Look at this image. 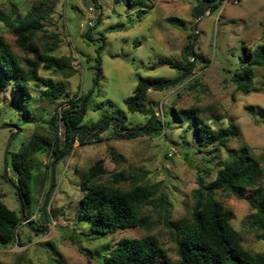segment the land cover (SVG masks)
<instances>
[{
  "label": "rangeland",
  "instance_id": "rangeland-1",
  "mask_svg": "<svg viewBox=\"0 0 264 264\" xmlns=\"http://www.w3.org/2000/svg\"><path fill=\"white\" fill-rule=\"evenodd\" d=\"M198 1L0 0V35L17 57L30 59L16 45L8 25L31 11L46 13L45 41L51 42L56 35L60 40L57 55L70 58L73 67L77 61V67H74L77 74L66 85L68 97L81 96L83 99L88 94L81 128L89 132L108 117L118 125L119 120L122 121L128 130L145 128L150 116L129 113L124 100L134 94L139 78L169 81L178 75L170 66L158 63L182 61V51L192 41L188 35L193 34V10ZM139 11L146 13L137 22ZM198 33L193 48L196 63L191 72L194 73L192 78L197 79L200 85L198 92L187 90L190 81L187 80L181 86L150 89L145 94L144 102L150 105L156 120L161 122V136L139 134L133 139H115L111 135L114 126L108 123L103 130L95 127V139H85L84 145H79L75 137L70 153L55 168L56 187L46 208L49 219L46 227L41 224L39 209L49 183L42 189L37 188L32 201L34 211L28 214L29 221L34 222L38 232L30 233L22 224L18 231V244L0 248V264H100L96 255L108 252L120 239L145 236L144 231L126 229L95 239L85 236L89 223L76 222L83 174L98 160L103 161L108 174L122 172L127 178L132 174L145 175L147 184L157 185L171 204V221L177 224L189 220L193 205L191 192L197 188V171L193 165L205 168L201 160L205 156L189 154L191 132H185V124L174 123L172 110L196 106L201 109L203 118H219V126L236 125L239 136L222 149L216 159L223 160L246 148L260 164L264 191V67L255 71L252 92L248 95L237 92L223 70L225 60L229 59L228 53L241 44L250 49L255 45L264 46V0H224L216 10L205 13L198 24ZM41 75L48 77L49 74L42 71ZM55 79L61 80L60 77ZM30 88L35 90L33 86ZM10 101L8 89L0 92V127L18 123L17 116L1 117L2 112L9 108ZM37 106L35 101L30 108ZM48 110L51 115L54 107L50 106ZM48 119L44 116L43 121ZM45 122L41 124L45 125ZM208 123L214 128V122ZM21 129L11 142V151L26 142L33 126L23 125ZM62 129L60 143L65 137L64 126ZM11 135L10 130H0V198L9 209L17 211L16 195L6 179L1 178L3 153ZM188 154L194 163L186 161L185 155ZM39 160L44 171L48 159L40 156ZM7 176L10 180L16 179L8 168ZM102 179H108V175ZM210 181L211 177L206 179L207 183ZM247 195L250 196L249 193ZM215 199L240 235L243 248L252 254H264V243L256 240V232L249 225L248 218L252 212L248 204L224 192L216 193ZM143 211L153 218L155 225L150 233L159 239L166 258L176 260L174 245L164 224L157 222L153 207H145ZM28 212L29 208L26 209ZM68 235L78 237L83 252L73 246ZM155 264H161V261Z\"/></svg>",
  "mask_w": 264,
  "mask_h": 264
},
{
  "label": "trees",
  "instance_id": "trees-1",
  "mask_svg": "<svg viewBox=\"0 0 264 264\" xmlns=\"http://www.w3.org/2000/svg\"><path fill=\"white\" fill-rule=\"evenodd\" d=\"M205 1L213 0H199L198 5ZM221 2L208 10H216ZM145 13L146 11L137 13V22L143 19ZM45 18L46 13L31 11L8 25L16 45L30 59L17 57L0 35V92L4 93L8 89L11 98L9 108L2 112L1 117H19L18 123L4 126L14 125L19 130H22L23 125L33 126L26 142L15 151H11L10 145L7 154V168L16 178L11 182L19 189L27 220H30L28 214L34 211L33 194L37 188L42 189L46 183H50L51 165L65 153L71 136L70 130L81 128L86 114L84 102L88 96L87 94L83 99L81 96L74 99L68 97L67 82L77 71L71 65L70 58L57 55L60 40L56 35L51 42L45 41ZM191 38L192 34H189L188 39ZM184 51L182 61H159L158 64H166L176 70L177 78L190 64ZM228 56L223 70L229 81L237 92L250 94L255 71L264 67V46L255 45L250 49L241 44L235 51L229 52ZM42 71L47 72L48 77L42 76ZM97 72L100 73L99 68ZM193 76L194 73H191L179 85L190 80L187 90L197 93L200 85ZM56 77L61 80H56ZM166 81L168 80L139 78L134 94L124 100L129 113H142L136 101L144 83L159 84ZM30 86L35 90L32 91ZM35 101L38 106L30 108ZM50 106L54 107L51 115L48 110ZM172 112L174 123L185 124V132H191L189 154L205 156L201 158L205 168L193 165L197 171V188L191 192L193 205L190 218L174 224L167 197L159 191L157 185H148L145 175L132 174L127 178L122 172L108 174L103 161H96L83 174L80 184L82 196L78 201L76 222L89 223L85 236L98 239L126 229L145 232L142 238H122L108 252L96 255L100 258V264H155L157 261H161V264H264V254H252L243 248L240 235L231 226L229 216L215 199L216 193L224 192L239 201H245L252 212L248 218L249 225L256 232V240L264 243V191L261 187L260 164L246 148H241L238 153L228 155L223 160L216 159L217 154L239 136L238 127L232 123L225 127L219 126V118H203L201 109L196 106ZM44 116L49 117L48 121H43ZM108 119H102L101 124L95 127L99 126L97 129H101ZM208 121L214 122V128ZM41 122H45V125ZM60 122L64 126L63 143L59 142L57 135ZM157 123L161 124L159 119ZM144 127L157 128L152 126L151 118ZM118 130H128L120 120ZM161 131L152 137H160ZM10 133L13 131L10 130ZM111 135L115 139H133L138 136L119 134L115 127ZM76 141L79 145L86 144V140L80 137ZM189 154L185 155L186 161L194 163ZM40 156H46L49 162L44 166V171L41 170ZM104 175H108V179H102ZM209 177L211 181L207 183L206 179ZM1 178L5 179L3 175ZM13 194L16 195L14 191ZM148 206L153 207L157 222L164 224L167 229L168 237L174 245L176 260L166 258L159 239L150 233L155 224L153 218L143 211ZM28 208L30 212L26 213ZM39 213L43 225L41 209ZM30 223L37 230L33 226L34 222ZM21 226L19 209H9L0 198V248L18 244ZM67 238L73 246L78 247L79 252L84 251L79 247L78 237L68 235Z\"/></svg>",
  "mask_w": 264,
  "mask_h": 264
},
{
  "label": "water",
  "instance_id": "water-1",
  "mask_svg": "<svg viewBox=\"0 0 264 264\" xmlns=\"http://www.w3.org/2000/svg\"><path fill=\"white\" fill-rule=\"evenodd\" d=\"M217 1H219V0L202 2L199 5H197V7L193 10V18H194L195 23L192 27V29H193L192 41L186 47V49L184 51L185 56L187 57V59L190 62L187 70L185 72H183L177 78L166 81L164 83L152 84V83L147 82V83H144L142 86L141 92L139 94V97H138L136 103L137 104L139 103L138 108L140 109V111L142 113H146L150 116V118L152 119V126L153 127L157 126V128H149V129L148 128H139V129H131V130H126V131H121V130H118V122H116L115 120H112V119H110L109 121L107 120L103 124V126L106 127V125L108 123H111L116 128V131L119 134H125V135H139V134H141L144 136H148V135L157 134L161 131L162 125L157 123L156 116H155L154 112L152 111V109L150 108V105H148L144 102L145 94L150 89L162 90L165 88L176 86V85L180 84L181 82H183L190 75V73L192 72L194 65L196 63V58L194 56L193 48H194V45L196 43V40L198 39V34H199L198 33V24H199L200 20L203 18V16L205 15V13L208 11V8L213 6L214 4H216ZM103 126L101 128L102 130H103ZM4 129L13 130L14 132L12 133L11 137L7 141L5 149H4V153H3V177L6 179L7 183L12 187L13 191L16 193V199H17V203L19 206L22 224L26 225L32 233H37L38 231H36L32 227L30 221L27 220V218L25 217L24 209H23V202H22V199H21V196L19 193V189L11 182V180L7 176V154H8L11 142L14 139L15 134L18 132L19 129L14 125H6V126L0 127V130H4ZM70 131H71V136H70L68 147H67L65 153L61 157H59L56 161H54L53 164L51 165V168H50L49 188H48V191L45 195L43 204L41 206V214H42V217L44 219L45 227H46L48 220H49L48 216L46 214V208L48 207L50 197H51V194H52L53 188H54L56 165L69 154V152L72 148V145L74 144L75 137H80L82 140H85L87 138L90 140H93L96 137L94 130L87 132L86 130H84L82 128H76V129H71Z\"/></svg>",
  "mask_w": 264,
  "mask_h": 264
},
{
  "label": "built area",
  "instance_id": "built-area-1",
  "mask_svg": "<svg viewBox=\"0 0 264 264\" xmlns=\"http://www.w3.org/2000/svg\"><path fill=\"white\" fill-rule=\"evenodd\" d=\"M77 67V61L74 63V67ZM60 115V114H59ZM62 123L60 122L59 126H58V130H57V135H58V138L60 139L61 141V138H62V135H63V129H62Z\"/></svg>",
  "mask_w": 264,
  "mask_h": 264
},
{
  "label": "flooded vegetation",
  "instance_id": "flooded-vegetation-1",
  "mask_svg": "<svg viewBox=\"0 0 264 264\" xmlns=\"http://www.w3.org/2000/svg\"><path fill=\"white\" fill-rule=\"evenodd\" d=\"M109 120H110V119H109ZM92 130H94V128L90 129L89 132L92 131ZM94 131H95V130H94Z\"/></svg>",
  "mask_w": 264,
  "mask_h": 264
}]
</instances>
